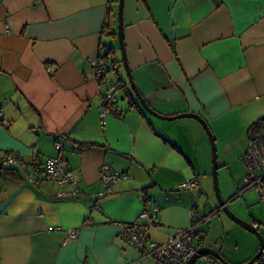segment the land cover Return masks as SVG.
<instances>
[{"label":"crops","instance_id":"crops-1","mask_svg":"<svg viewBox=\"0 0 264 264\" xmlns=\"http://www.w3.org/2000/svg\"><path fill=\"white\" fill-rule=\"evenodd\" d=\"M117 5L0 0V264H155L120 237L123 226L155 214L147 243L162 245L189 226L191 210L205 217L208 137L194 119L149 114L131 92L117 52ZM122 22L145 105L163 118L197 115L217 140L248 132L217 160L243 158L250 132L264 125V0H123ZM96 60L106 69L101 84ZM109 92L118 94V116L102 124ZM8 155L18 162L4 164ZM54 158L75 186L40 175ZM102 166L125 178L99 198ZM190 180L198 191L177 189ZM200 232L196 250L214 248Z\"/></svg>","mask_w":264,"mask_h":264},{"label":"built area","instance_id":"built-area-1","mask_svg":"<svg viewBox=\"0 0 264 264\" xmlns=\"http://www.w3.org/2000/svg\"><path fill=\"white\" fill-rule=\"evenodd\" d=\"M92 66L93 80L101 84L105 78L106 69L99 60L94 61ZM53 71L54 68H51L49 72ZM117 98L118 94L116 92L105 93L101 96L99 119L102 124L106 116H118L116 110ZM55 147L57 150L60 149L59 145ZM242 161L246 166L247 174L241 194L255 190L259 200L264 202V137H254L248 140ZM16 162H18V158L12 155L6 156L3 161L4 164H15ZM40 175L43 178H53L60 185H76L72 172L58 158L47 159L41 167ZM124 178L123 174L113 172L108 166H102L100 168V187L102 191L96 197L111 196L116 183ZM33 183H35L34 180ZM177 189L199 190L197 183L193 180L180 184ZM155 216V214L152 217L141 214L138 221L123 226L120 237L134 247L141 259H150L155 264H185L196 252L195 243L203 240V236L198 229L199 226L208 221L210 216L199 219L195 211L191 210L189 226L186 229L174 230L168 241L162 245L147 243V234L150 229L154 228L153 220ZM251 226L256 230L258 229L257 223H253ZM69 238L74 239L75 233L69 232ZM254 264H264V249Z\"/></svg>","mask_w":264,"mask_h":264},{"label":"rangeland","instance_id":"rangeland-1","mask_svg":"<svg viewBox=\"0 0 264 264\" xmlns=\"http://www.w3.org/2000/svg\"><path fill=\"white\" fill-rule=\"evenodd\" d=\"M117 12L118 10L115 12L116 15ZM116 45L118 56L121 60L118 39ZM247 135L248 132L239 133L238 135L236 133L235 136L234 134L231 136L228 134L227 138L222 137L218 140L212 135L217 158L218 155L221 154L222 149L227 150L222 152H227L230 155L234 154L235 148L234 146H231L230 143L234 140L238 143H243L244 139L246 140ZM254 137H264V125L261 128L253 129L249 134L248 140ZM217 164H219V167L217 168V186L219 194L223 202L226 204L228 211L249 225L257 223L258 234L264 241V202L259 200L255 190H250L243 195H238L239 192L236 193L237 189H240L241 191L244 187V179L247 174V169L242 158H239L237 161L233 160L228 164H225V166H222L219 163V160H217ZM208 182L210 186L208 192H203V195H199L203 197V199L200 197L201 200H203L200 206L202 208L201 210L199 209L200 216H210L208 221L200 226V231H202L205 238H207L204 243L205 245H212L214 247L212 249L217 251L228 263H230V259L233 258L242 260V263L240 264H246L251 261L257 253L259 248L258 240L255 236L249 234L230 221L226 215L219 210V205L215 196L211 162L208 173ZM211 261L216 264L218 263L213 258L207 256L197 260L196 264H212Z\"/></svg>","mask_w":264,"mask_h":264},{"label":"water","instance_id":"water-1","mask_svg":"<svg viewBox=\"0 0 264 264\" xmlns=\"http://www.w3.org/2000/svg\"><path fill=\"white\" fill-rule=\"evenodd\" d=\"M117 23H118V27H117V39H118V43H119V49H120V53H121V61H122V65L124 68V71L126 73V78L128 81V85L129 88L131 89V92H133L134 96L137 98V100L139 101V103L141 104V106L144 108L145 111H147L149 114L157 117V118H161L163 120H168V121H172V120H176V119H181V118H191L194 119L196 121H198L201 126L203 127L209 142H210V146H211V152H212V178H213V182H214V188H215V196L217 199V203L219 205V210H221L226 217L232 221L234 224H236L237 226H239L240 228H242L243 230H245L246 232H248L249 234H252L253 236H255V238L258 240V251L255 254L254 258L247 262L246 264H254L258 258L260 257L263 249H264V241L262 239V237L258 234V231L256 229H254L251 225L241 221L239 218H237L234 214H232L230 211H228L226 204L223 202L220 194H219V189H218V182H217V155H216V149H215V144H214V139L213 136L206 124V122L200 118L197 115L194 114H182V115H178L175 117H170V118H163V117H158L157 115H155L144 103V101L142 100V98L140 97L137 87L132 79L128 64H127V59H126V52H125V47H124V42H123V22H122V12H123V0H118L117 3ZM123 100V98H121ZM209 256L211 258H213L215 261H217L219 264H229L228 262H226L221 256L220 254L211 249V248H207V247H202L196 250L195 254L185 263V264H196L197 260H199L200 258Z\"/></svg>","mask_w":264,"mask_h":264},{"label":"trees","instance_id":"trees-1","mask_svg":"<svg viewBox=\"0 0 264 264\" xmlns=\"http://www.w3.org/2000/svg\"><path fill=\"white\" fill-rule=\"evenodd\" d=\"M114 1L118 3V0H114ZM118 89H123V86H119ZM208 259H209V258H208Z\"/></svg>","mask_w":264,"mask_h":264},{"label":"flooded vegetation","instance_id":"flooded-vegetation-1","mask_svg":"<svg viewBox=\"0 0 264 264\" xmlns=\"http://www.w3.org/2000/svg\"><path fill=\"white\" fill-rule=\"evenodd\" d=\"M246 192H248V191H246ZM244 193H245V192H244ZM242 194H243V193H242ZM240 195H241V194H240ZM236 196H237V195H236ZM211 263H212V264H216V263H215V262H213V261H211ZM217 264H219V263H217Z\"/></svg>","mask_w":264,"mask_h":264}]
</instances>
